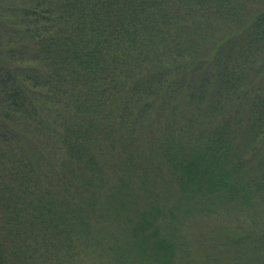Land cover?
Returning <instances> with one entry per match:
<instances>
[{
  "label": "trees",
  "instance_id": "16d2710c",
  "mask_svg": "<svg viewBox=\"0 0 264 264\" xmlns=\"http://www.w3.org/2000/svg\"><path fill=\"white\" fill-rule=\"evenodd\" d=\"M151 175L157 264L190 216L264 264V0H0V264H150L96 225Z\"/></svg>",
  "mask_w": 264,
  "mask_h": 264
},
{
  "label": "rangeland",
  "instance_id": "374dc122",
  "mask_svg": "<svg viewBox=\"0 0 264 264\" xmlns=\"http://www.w3.org/2000/svg\"><path fill=\"white\" fill-rule=\"evenodd\" d=\"M1 1L5 2L6 0ZM150 180L149 187L152 188L147 191H142L140 187L141 181L139 179L130 178L128 182L126 181V184H129L131 190L128 191L127 194H124L126 199L119 202L112 198L111 202L107 203L105 198L106 194L101 195L102 207L109 214L105 222H100L96 225V231L98 234L115 237L121 244H123L122 241L132 237L135 243L131 245L129 248L130 252H126L125 256L138 255L136 254L138 249L141 248L140 246H144L148 251L146 256L150 258V264H157L156 255L150 248L148 232L144 233L138 230H132L139 227L143 221L145 222L146 228L150 229L146 221L157 218V212L151 210L152 205H173V199L171 197L168 195L163 197L161 196L162 193L158 194V187L166 188L163 184L158 183V181H161V178L151 175ZM182 204L183 203L179 201L174 206L180 210ZM105 205H108V208H105ZM114 215L115 217H113ZM258 217L259 219L263 217L264 220V212ZM127 218L137 222L136 225H124L123 221L125 219L127 220ZM211 226H214L212 220L205 222L200 217L193 219V217L190 216L189 219L184 218L182 220V227H180L178 233L183 234L186 241H188V254H185L186 251L182 252L181 250H176L175 257H173L176 263L177 260L181 263L180 257L182 253H184L187 258L184 262L190 264H240L239 260L235 257L234 250H228L226 246L220 243L219 236L217 232H215L216 228L213 229ZM137 243L143 244L137 245ZM91 259L92 257L85 260L84 264H92ZM134 263H137V261Z\"/></svg>",
  "mask_w": 264,
  "mask_h": 264
}]
</instances>
